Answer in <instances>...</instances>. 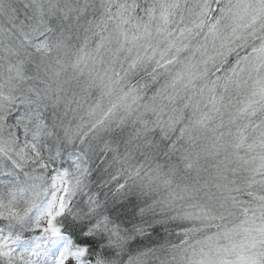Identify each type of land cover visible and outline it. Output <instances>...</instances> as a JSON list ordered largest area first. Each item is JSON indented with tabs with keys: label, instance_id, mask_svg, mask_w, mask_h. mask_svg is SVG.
Returning a JSON list of instances; mask_svg holds the SVG:
<instances>
[{
	"label": "snow or ice",
	"instance_id": "obj_1",
	"mask_svg": "<svg viewBox=\"0 0 264 264\" xmlns=\"http://www.w3.org/2000/svg\"><path fill=\"white\" fill-rule=\"evenodd\" d=\"M0 264H264V0H0Z\"/></svg>",
	"mask_w": 264,
	"mask_h": 264
}]
</instances>
